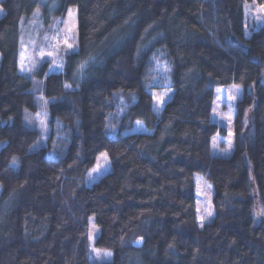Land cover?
Here are the masks:
<instances>
[{
    "label": "trees",
    "instance_id": "obj_1",
    "mask_svg": "<svg viewBox=\"0 0 264 264\" xmlns=\"http://www.w3.org/2000/svg\"><path fill=\"white\" fill-rule=\"evenodd\" d=\"M252 1L264 4L59 0L55 19L77 10V49L63 71L45 58L35 72L53 101L46 145L30 151L40 133L24 112L38 106L18 53L37 4L0 0V264H90V216L96 246L113 251L100 264H264V25L245 36ZM156 62L171 65L174 88L161 117L149 92ZM232 84L243 88L234 151L212 156L225 133L211 120L214 90ZM136 121L149 132L122 133ZM101 151L111 171L87 186ZM195 173L213 187L203 227Z\"/></svg>",
    "mask_w": 264,
    "mask_h": 264
},
{
    "label": "rangeland",
    "instance_id": "obj_2",
    "mask_svg": "<svg viewBox=\"0 0 264 264\" xmlns=\"http://www.w3.org/2000/svg\"><path fill=\"white\" fill-rule=\"evenodd\" d=\"M37 8L26 26H21V36L18 53V71L29 77L32 81V92L36 95L37 111L26 110L24 121L30 129L39 131L40 139L31 146L34 151L42 145H46L49 135L48 127V104L53 101L44 97L39 90L42 85L35 72L45 58L51 60L50 72H60L64 68L65 55L77 49V10L69 7L66 12L55 19V13L59 0H35ZM264 5V4H262ZM261 4L255 1L246 3L245 14V36L264 25V11ZM72 15L70 16L69 13ZM4 10L0 7V17ZM162 36V35H161ZM147 39V46L153 42L155 36ZM158 40H155L157 42ZM154 42V43H155ZM68 44L72 47L69 48ZM85 65L78 72V78L85 77ZM149 92L153 97V111L157 117H161L162 110L167 101L172 98L174 88L171 80V65L167 62H156L154 77L150 84ZM243 95L240 85L232 84L217 86L214 90L211 120L225 130L224 134L217 133L211 139V154L217 157H228L234 151V119L236 116V103ZM162 98V99H161ZM110 135L117 132L111 128ZM146 126L141 121H136L134 126L122 133H147ZM106 157V158H105ZM111 171L110 160L107 152L101 151L97 154L94 165L89 169L85 184L91 186L101 176ZM195 183V210L196 223L203 227L214 220V207L212 203L213 187L203 175H193ZM262 214L263 211L261 210ZM211 213V215H209ZM99 236V228L94 217H89L88 243L90 264H100L103 261L113 259V251L97 247L95 242ZM110 255H107L109 254Z\"/></svg>",
    "mask_w": 264,
    "mask_h": 264
},
{
    "label": "snow or ice",
    "instance_id": "obj_3",
    "mask_svg": "<svg viewBox=\"0 0 264 264\" xmlns=\"http://www.w3.org/2000/svg\"><path fill=\"white\" fill-rule=\"evenodd\" d=\"M261 11H264V5H262L261 6ZM69 15L71 16L72 15V13H71V10H70V13H69ZM68 47L69 48H71L72 47V45L71 44H68ZM162 99V98H161ZM106 158V157H105ZM209 215H211V213H209ZM107 255H110V253L109 254H107Z\"/></svg>",
    "mask_w": 264,
    "mask_h": 264
}]
</instances>
